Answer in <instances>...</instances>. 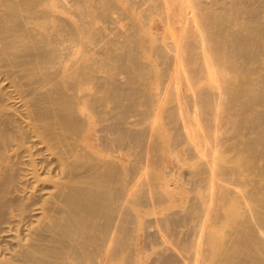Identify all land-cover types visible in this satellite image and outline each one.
<instances>
[{"label": "bare ground", "instance_id": "obj_1", "mask_svg": "<svg viewBox=\"0 0 264 264\" xmlns=\"http://www.w3.org/2000/svg\"><path fill=\"white\" fill-rule=\"evenodd\" d=\"M232 5L239 29L214 52L229 54L230 72L240 74L229 98L239 107L240 149L253 187L210 249L204 233L211 211L203 203L196 237L184 244L190 264L213 256L215 264H264V0ZM57 8L54 0H0V264H110L126 248L129 202L151 207L157 201L135 189L138 179L132 186L120 158L96 149L110 150L107 135L95 142L98 131L117 135L120 155L127 139L143 137L127 116L137 91L94 74L93 56L80 52L74 28L53 14ZM65 39L71 42L66 51ZM188 51L200 53L194 46ZM93 82L100 84L96 92ZM205 99L190 105L199 109ZM110 100L116 119L96 129L95 123L108 122ZM166 237L159 264L173 260L165 254Z\"/></svg>", "mask_w": 264, "mask_h": 264}, {"label": "rangeland", "instance_id": "obj_2", "mask_svg": "<svg viewBox=\"0 0 264 264\" xmlns=\"http://www.w3.org/2000/svg\"><path fill=\"white\" fill-rule=\"evenodd\" d=\"M54 1L58 8L53 14L74 28L72 39L80 52L102 62H94V74L108 78L111 86L120 82L137 91L127 116L143 137L139 142L127 139L120 155L117 135L98 131L95 142L107 135L110 150L96 149L104 157L120 158L132 186L138 179L135 189L157 201L151 207L129 202L126 248L110 264H159L164 233L165 254L173 256L166 264H190L191 250L184 244L196 237L203 203L208 201L211 211L204 233V247L210 249V240L219 242L220 233L231 227L229 214L243 210L242 201L253 187V171L240 149L244 130L236 115L239 107L229 98L240 74L230 72L229 54L214 52L239 29L232 0ZM70 45L65 39L61 48ZM192 46L200 49L197 56L189 54ZM98 85L92 83L93 92ZM205 94V104L193 109L192 100ZM108 102V122L95 123L96 129L116 119L115 101ZM215 262L213 256L206 264Z\"/></svg>", "mask_w": 264, "mask_h": 264}]
</instances>
